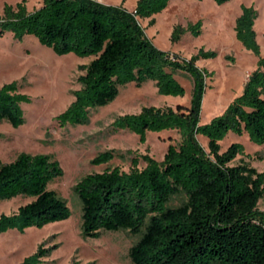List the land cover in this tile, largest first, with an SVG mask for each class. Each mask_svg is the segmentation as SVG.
<instances>
[{
    "label": "trees",
    "instance_id": "16d2710c",
    "mask_svg": "<svg viewBox=\"0 0 264 264\" xmlns=\"http://www.w3.org/2000/svg\"><path fill=\"white\" fill-rule=\"evenodd\" d=\"M169 1L137 0L134 11H129L122 4L94 0H42L29 11L26 0H20L15 6L4 5L0 34L10 31L16 40L31 34L57 54L93 56L81 66L84 72L77 77L80 86L73 90V100L56 116L61 126L86 123L92 108L114 99L128 82L140 85L153 80L158 93L180 96L185 88L174 73L184 71L193 78L189 106H143L112 121L113 129L133 132L140 142L149 131L170 129L178 132L180 141L169 143L161 160L140 154L131 158L128 170L106 167L81 177L74 191L82 204L83 237H98L103 230L140 232L128 250L131 264H264V208L258 207L264 196V171L243 161L231 163L244 153L240 142L220 150V141L229 132L245 133L253 143L264 144V55L254 29L257 11L253 5L241 4L234 22L236 39L257 57L256 68L223 112L201 123L204 80L211 72L195 61L216 52L200 47L190 58H181L158 49L137 19L160 12ZM153 22L151 18L148 23ZM201 25V19L174 25L171 42L187 32L198 35ZM30 101L16 80L2 84L0 120L21 125V103ZM197 135L207 138V149ZM113 157L112 151H101L91 163H107ZM140 159L145 162L142 168ZM62 174L59 162L45 153L20 152L13 160L0 162V199L33 197L16 211L0 215V234L68 218L66 200L47 188ZM179 194L184 199L170 206ZM56 247L41 243L17 264H42Z\"/></svg>",
    "mask_w": 264,
    "mask_h": 264
},
{
    "label": "rangeland",
    "instance_id": "374dc122",
    "mask_svg": "<svg viewBox=\"0 0 264 264\" xmlns=\"http://www.w3.org/2000/svg\"><path fill=\"white\" fill-rule=\"evenodd\" d=\"M20 0H0V15L5 4L15 6ZM114 5L123 0H107ZM137 0H124L132 9ZM42 0H26L27 10L39 7ZM241 4L253 5L257 11L254 22L256 39L264 55V0H229L217 4L213 0H170L165 8L149 18L138 17V22L151 43L158 49L190 58L200 47L216 52L214 57L195 61L199 68L211 72L205 77V90L201 101L200 122L206 123L223 112L228 103L241 93L248 74L256 68L257 57L235 37L234 22L241 12ZM153 18L154 22L149 24ZM201 19V32L194 36L185 33L172 43L174 25L185 26ZM93 56H78L72 52L57 54L42 45L35 36L28 34L16 40L10 31L0 34V86L16 80L19 90L31 97L21 103L24 122L14 127L6 119L0 120V162L13 160L20 152L50 154L63 170L61 176L50 180L48 189L64 198L70 209L66 219L49 222L42 227L31 226L23 232L16 229L0 234V264H17L44 243L48 247L57 244L42 264H131L129 247L138 240L139 233L129 230H103L98 237L81 234V200L74 191L76 182L87 173L102 171L106 167H131V158L148 153L161 160L169 143L180 141L174 129L161 132L149 131L146 140L126 129L115 130L112 121L119 115L137 113L143 106H189L193 78L189 73L176 71L174 76L184 86L183 95H164L157 91L153 80L140 85L128 82L107 104L92 108L86 123L59 125L56 116L73 100V90L80 86L77 77L84 72ZM207 149V138L197 135ZM232 142H240L244 153L231 162H246L258 171H264V144L250 141L245 133L229 132L221 141V151ZM110 150L114 157L103 164H92L99 152ZM140 159L138 167H144ZM33 197L18 195L0 199V215L10 214ZM183 194L175 195L170 206L178 205ZM258 207L264 208V196Z\"/></svg>",
    "mask_w": 264,
    "mask_h": 264
},
{
    "label": "crops",
    "instance_id": "0c3cea01",
    "mask_svg": "<svg viewBox=\"0 0 264 264\" xmlns=\"http://www.w3.org/2000/svg\"><path fill=\"white\" fill-rule=\"evenodd\" d=\"M101 2L102 3H104V4H110L109 3V1H107V0H101ZM119 4H122L126 9H128L129 11H131V10H133L134 8H135V5H136V3H135V5H134V7L132 8V9H129V8H127L125 5H124V0H123V2H121V3H117V4H114V5H119ZM10 231V230H9ZM4 234H7V233H10V232H3ZM2 234V233H1Z\"/></svg>",
    "mask_w": 264,
    "mask_h": 264
},
{
    "label": "built area",
    "instance_id": "2783aa9c",
    "mask_svg": "<svg viewBox=\"0 0 264 264\" xmlns=\"http://www.w3.org/2000/svg\"><path fill=\"white\" fill-rule=\"evenodd\" d=\"M94 1H98V2H101V0H94ZM131 11H134V9H133V10H131Z\"/></svg>",
    "mask_w": 264,
    "mask_h": 264
}]
</instances>
